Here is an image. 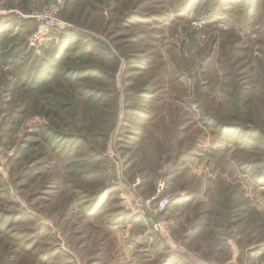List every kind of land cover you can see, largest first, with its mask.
<instances>
[{
	"label": "rangeland",
	"instance_id": "374dc122",
	"mask_svg": "<svg viewBox=\"0 0 264 264\" xmlns=\"http://www.w3.org/2000/svg\"><path fill=\"white\" fill-rule=\"evenodd\" d=\"M215 1L0 0V264H264V0Z\"/></svg>",
	"mask_w": 264,
	"mask_h": 264
},
{
	"label": "trees",
	"instance_id": "16d2710c",
	"mask_svg": "<svg viewBox=\"0 0 264 264\" xmlns=\"http://www.w3.org/2000/svg\"><path fill=\"white\" fill-rule=\"evenodd\" d=\"M192 0H184V4H183V8L188 5V3H190ZM255 0H216L215 1V5L216 6H221V4L223 2H226V3H237V4H245L244 5V8H245V21L246 19L250 16V14L253 12V2ZM224 11V10H223ZM224 127H229L230 130H232L230 133H239V135L243 136L245 138V140H249L250 137H253V136H260L262 134V136H264L263 132L261 131H258L256 129V127H252V128H246V127H243L241 125L238 124V126L236 125H225ZM222 129V128H220ZM250 165V163L248 164ZM251 166V165H250ZM258 176H262L261 178L259 179H256V181H259L261 183H264V160H262V163H261V166L258 170ZM95 200V198L92 200V201H89V203H93V201ZM96 202V201H95ZM94 202V203H95Z\"/></svg>",
	"mask_w": 264,
	"mask_h": 264
},
{
	"label": "built area",
	"instance_id": "2783aa9c",
	"mask_svg": "<svg viewBox=\"0 0 264 264\" xmlns=\"http://www.w3.org/2000/svg\"><path fill=\"white\" fill-rule=\"evenodd\" d=\"M52 15H56L54 14L53 12H50L48 16H45L43 18H41L40 22L43 20H45L44 23H42L37 31L32 35V44H35V45H40L41 42H43L44 39H46L48 33H49V30L53 27H58V23L54 20V16ZM169 203V199L168 198H164L162 199L161 201H159V210H164L167 205Z\"/></svg>",
	"mask_w": 264,
	"mask_h": 264
}]
</instances>
